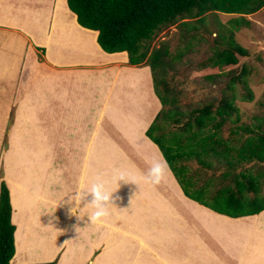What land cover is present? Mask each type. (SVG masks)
I'll return each instance as SVG.
<instances>
[{"label":"crops","instance_id":"obj_1","mask_svg":"<svg viewBox=\"0 0 264 264\" xmlns=\"http://www.w3.org/2000/svg\"><path fill=\"white\" fill-rule=\"evenodd\" d=\"M27 4L36 35L0 15V181L15 226L10 263L264 264V209L241 217L208 209L183 195L167 163L159 183L141 178L152 159L165 161L145 134L161 108L149 67L129 64L126 51L104 52L97 31L79 25L66 0ZM37 131L43 137L29 147L28 134ZM118 169L136 184L109 183L119 199L106 217L91 222V205L69 212L66 194Z\"/></svg>","mask_w":264,"mask_h":264},{"label":"trees","instance_id":"obj_2","mask_svg":"<svg viewBox=\"0 0 264 264\" xmlns=\"http://www.w3.org/2000/svg\"><path fill=\"white\" fill-rule=\"evenodd\" d=\"M66 3L76 15L79 25L97 31L96 40L103 51L107 53L126 51L128 62L132 65L142 64L150 59L148 66L153 72L154 89L161 103L165 104V99L159 93L155 82V66H160L157 60L159 54L154 52L151 44L155 35L173 24L184 26L186 29H197L207 13L232 14L234 19H230L231 25L235 24L239 27L248 23L246 15L263 7L264 0H66ZM212 50L210 64L219 69L236 65L238 56L247 53L245 48L235 43L232 30L226 28L222 29L219 36L215 34ZM233 71L234 68L230 70L231 73ZM245 74L246 69L243 67L236 75L230 77L228 87L232 88L236 82L245 83ZM245 96L249 100L252 99L248 87ZM163 110L160 111V116L166 117V113L170 110H164L166 112L164 114ZM191 114L190 120H186L181 126L185 133L164 132L161 123L158 122L159 118L156 119L158 114L145 131V134L159 147L184 194L230 217L252 215L262 211L264 192L261 191L260 185L261 179L264 178L263 170L259 169L255 175L251 172L245 173L243 170L238 174L234 172L231 178L232 185H222L215 194L206 196L218 203L213 205V202H207L204 196L200 198L195 195L197 190L205 195L206 185L195 189L194 195L190 193L189 188L193 182L190 177L184 175L187 174V166L183 160L197 158L200 150L211 151L212 154L219 156L224 154L225 163L229 168L222 174L223 178L229 175L230 171L235 170L242 161L252 163L255 160L257 164H262L264 162L263 117L256 116L257 123L241 124L238 127L247 134L244 138L241 136L239 138L238 129L232 128L229 139H224L219 134L223 124L228 120H238L234 93L230 96L224 95L215 107L208 103L195 109ZM232 116H235V119H232ZM230 139L241 140L238 147H229ZM232 151H234L233 155L230 154ZM198 161L203 165L207 163L204 158H198ZM234 186H236L235 190ZM248 192L252 195H248ZM14 229L15 226L11 221L9 190L2 179L0 181V264H11L10 259L14 254ZM35 264H56V262L53 260Z\"/></svg>","mask_w":264,"mask_h":264},{"label":"rangeland","instance_id":"obj_3","mask_svg":"<svg viewBox=\"0 0 264 264\" xmlns=\"http://www.w3.org/2000/svg\"><path fill=\"white\" fill-rule=\"evenodd\" d=\"M27 1L29 0H0V4L3 6L0 15L5 17L7 23L15 27H19V23H22L24 26L22 30L36 35V31L33 30V24L25 20L34 17L31 11L24 10V8H31L27 6ZM10 5H13V7H10ZM14 13L17 14L12 15V18H10V14ZM246 18L248 23L236 27L235 24L231 25L230 23V19H234L232 14L221 12L217 14L207 13L203 17V21L198 24L197 29H186L184 26L179 27L173 24L165 27L155 35L151 44L154 52H158L157 60L160 62V66H155V82L159 93L165 99V104L160 101L161 108L157 112L158 116L156 114L155 117L157 116L156 119L159 118L158 122L161 123L164 132L185 133L181 126L192 117L190 116L192 115L191 112L208 103L213 104L215 107L220 98L222 99L224 95L230 96L231 93H234V103L238 107L239 115L238 120H228L223 124L219 132L222 138L229 139L228 137L232 134V128L238 129L239 138L240 136L244 138L247 134L238 128L241 124L252 125L257 123L256 116H262L264 119V5L256 12L246 15ZM223 28L232 30L235 43L245 48L247 53L238 56L236 65L219 69L210 64V56L213 53L212 45L215 34L219 36ZM165 49L167 52L164 53ZM35 54L37 53L35 52ZM37 60L39 61V58ZM148 61H150L149 58L146 62L138 64L139 66L137 65V67L148 66ZM243 67L246 69L245 83L236 82L232 85V88H229L230 77L236 75ZM232 68H234L233 73L230 72ZM150 72L152 75L151 69ZM247 87L252 94V99L250 100L245 96ZM163 108L164 110L169 109V113H166ZM161 110H163V114L166 113V117L160 116ZM232 119H235V116H232ZM262 122L264 121L262 120ZM9 123L10 119L7 120V126ZM192 129L194 128L192 127ZM42 137L38 131L35 135L29 133L26 144L29 147H35L37 146L36 141L40 138L42 139ZM240 141L230 139L229 147H238ZM33 152L35 154L39 153V151ZM63 154L64 152L62 151L61 155ZM230 154L233 155L234 151ZM223 156L224 154L219 156L212 154L211 151L200 150V155L197 158L192 157L189 160H183L187 166V174L184 175L190 177L193 182V185L189 188L190 193L194 195L195 189L206 185L205 190L207 192L205 195L198 190L195 195L200 198L204 196L203 198L209 203L210 201L213 202V205H218V203L206 196L215 194L222 185H232L231 178L234 172L238 174L240 170H243L245 173L251 172V174L255 175L259 169L264 171V162L257 164L255 160L252 163L251 161H242L235 170L230 171L229 175L223 178L222 174L229 168L225 163V156ZM198 158L206 159V165L199 163ZM1 162L2 159H0ZM176 182L178 189L186 196L177 180ZM260 188L264 192V178L261 179ZM235 189L236 186H234ZM247 194L252 195L251 192ZM205 207L211 209L208 206Z\"/></svg>","mask_w":264,"mask_h":264},{"label":"clouds","instance_id":"obj_4","mask_svg":"<svg viewBox=\"0 0 264 264\" xmlns=\"http://www.w3.org/2000/svg\"><path fill=\"white\" fill-rule=\"evenodd\" d=\"M165 167L166 161H161L160 159H152L149 163V167L147 168L146 172L142 174L141 178L145 182H150L153 184L159 183L164 174ZM120 181H131L136 184L135 178L129 170L118 169L113 172L110 180H105L104 178L96 177L91 180L86 186H81L77 190L69 192L68 194H66L68 196L67 203L69 205H72L69 208V212L72 214L78 213L80 215V212L83 209L91 205L92 211L85 212L89 215L91 222L102 220L108 215L109 205H113V202L119 199L118 196H114L113 194L119 187L118 182ZM111 182H114L118 187L110 190L108 185ZM89 194L91 195V200L85 203L83 207H80L81 202L85 201Z\"/></svg>","mask_w":264,"mask_h":264}]
</instances>
